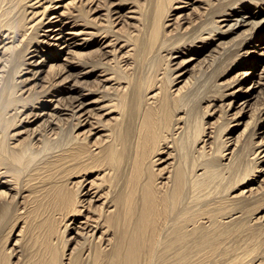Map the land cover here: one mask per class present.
Here are the masks:
<instances>
[{
    "label": "bare ground",
    "instance_id": "bare-ground-1",
    "mask_svg": "<svg viewBox=\"0 0 264 264\" xmlns=\"http://www.w3.org/2000/svg\"><path fill=\"white\" fill-rule=\"evenodd\" d=\"M261 46L264 0H0V264H264Z\"/></svg>",
    "mask_w": 264,
    "mask_h": 264
},
{
    "label": "rangeland",
    "instance_id": "rangeland-1",
    "mask_svg": "<svg viewBox=\"0 0 264 264\" xmlns=\"http://www.w3.org/2000/svg\"><path fill=\"white\" fill-rule=\"evenodd\" d=\"M261 48H264L263 46H261ZM263 53H264V49H259V53L258 54H262V56H263ZM232 63V61L231 62H229L228 64H231ZM192 65H195V66H193V68H191V73L193 72V71H196V69H195V67H198V65H199V63H193ZM230 67H227V69H229ZM45 69V71H47L48 70V67H46V68H44ZM207 68H205L203 71H205ZM226 69V70H227ZM202 71V72H203ZM222 72H218L217 74H215L214 75V77H213V79H212V82L213 83H217L218 84V76L221 74ZM46 75V72H44L43 74H42V76H45ZM235 74H232V75H229V76H227L225 79H222L220 82H223V81H227V80H229V78L230 77H232V76H234ZM221 79V77L219 78V80ZM219 82V83H220ZM248 85H250V84H248ZM19 87L20 86H18V89H19ZM17 89V90H18ZM41 89H43L41 86L40 87H38V89L37 88H33V89H31V92H33V91H39V90H41ZM25 90V89H24ZM259 91H260V89L259 88H257L256 89V91L254 92V95H258L259 94ZM27 94H25V96H26ZM228 101H231V100H228ZM227 101V102H228ZM261 101L263 102V104H264V96H263V98L261 99ZM253 102H255V99L253 100ZM253 102L251 101V103L253 104ZM261 103V102H260ZM206 106V104H203V107H205ZM239 105H236V109H232V110H228L227 108L225 109L224 107L223 108H216V110L214 111V113H213V110H212V116H209V117H207V116H204V118H203V125L205 126V134H208V133H210V135L212 136V138L209 140V142H212L211 143V145L213 146V148H214V152H216V149H218V148H220V146H221V144H222V140L224 139L225 140V138H227V137H229L230 135V131L229 130H226V131H223L224 129H226V123H228L226 120H224V118H223V112H225L226 110H228L227 112H226V116H229L230 117V119L232 120V119H235V118H237L236 120L237 121H234L233 122V124H232V126H237V125H239V116L238 117H234V114L239 110L238 107ZM255 109V106H253V108L252 109H250V106L248 107V108H246L245 110H246V112H248V111H250V110H254ZM249 114V113H248ZM264 114V112H262L261 113V115L262 116H264L263 115ZM254 115H255V113H254ZM221 116V117H220ZM246 127H248V128H246ZM14 128V127H13ZM15 128H16V126H15ZM244 129H246V131L244 130ZM255 129V125H254V121H252V119H250L249 117L247 118V117H244V118H242V125H240V127H238V132H244L245 131V134H243V137L242 138H245V137H249V135L252 133V131ZM209 137H207L206 135L202 138V139H208ZM223 138V139H222ZM257 139V138H256ZM203 144H201L200 146H202ZM199 146V147H200ZM198 147V148H199ZM227 152L228 151H226L225 150V153L224 154H227ZM216 158L217 159H220L221 158V155H218V153H217V156H216ZM20 213H17V212H15L14 213V216H12V219H9V220H11V221H15L16 222V220L18 219V215H19ZM25 215V218L26 219H32L33 218V214L34 213H24ZM16 216V217H15ZM17 218V219H16ZM16 219V220H15ZM7 221H5V223H6ZM9 222V221H8ZM15 222L12 224V225H14L15 224ZM4 223V222H3ZM3 223H2V232L3 231H5L3 234H1L0 235V241L4 238V234H6V232L7 231H9L10 229H7L8 228V224H6V225H3ZM22 223L24 224L25 223V225H27V222H26V220H24V219H22ZM23 224H21V226L23 225ZM5 226L7 227L6 229H5ZM11 226V225H10ZM17 226V225H16ZM19 226V225H18ZM18 226L17 227H15L16 229L18 228ZM12 227V226H11ZM11 227H9V228H11ZM15 229V230H16ZM0 231H1V228H0ZM69 246V244H67V247ZM10 261L11 262H16V259L14 258H10Z\"/></svg>",
    "mask_w": 264,
    "mask_h": 264
}]
</instances>
